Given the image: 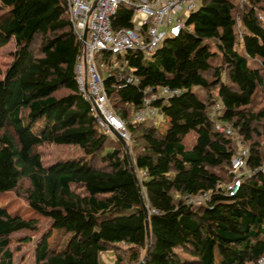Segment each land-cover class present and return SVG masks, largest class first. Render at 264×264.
I'll return each instance as SVG.
<instances>
[{
	"label": "trees",
	"instance_id": "1",
	"mask_svg": "<svg viewBox=\"0 0 264 264\" xmlns=\"http://www.w3.org/2000/svg\"><path fill=\"white\" fill-rule=\"evenodd\" d=\"M132 12L121 2L112 29L133 27ZM259 13L264 0H201L178 35L150 54L100 53L107 96L131 141L127 154L77 90L81 42L65 0H0V46L11 39L15 46L0 78V193L15 192L32 213L11 211L0 199V264H15L13 235L28 232L16 241L29 242L42 217L48 223L32 264H140L148 239L138 184L150 228L142 264H258L264 257ZM159 87L180 92L151 98ZM146 98L177 133L161 132L153 117L134 121ZM216 102L221 107L214 111ZM218 122L232 133L218 131ZM190 131L196 138L187 147L182 136ZM239 142L248 149L246 168L256 171L242 175L230 194ZM52 143L76 145L83 155L45 166L39 148Z\"/></svg>",
	"mask_w": 264,
	"mask_h": 264
},
{
	"label": "built area",
	"instance_id": "2",
	"mask_svg": "<svg viewBox=\"0 0 264 264\" xmlns=\"http://www.w3.org/2000/svg\"><path fill=\"white\" fill-rule=\"evenodd\" d=\"M65 2L73 31L81 42V50L74 64L77 90L89 103V109L99 127L110 134L111 129L118 131L126 142L131 144L125 122L115 113L107 96L97 56L103 50H108L112 54L127 50H140L150 54L167 36L178 35L185 20L179 13L182 11L189 14L199 6L201 0H65ZM121 2L128 3L133 8L131 19L133 27L112 29L111 18ZM174 13L177 16H174ZM258 18L264 23V13H259ZM127 80L132 79L129 77ZM179 92L180 90L176 88L159 87L150 97H167ZM149 98L144 100L142 108L135 114V122H141L156 114V110L149 105ZM220 107V103L216 102L213 110L216 111ZM216 128L229 135L232 133L227 124L218 122ZM247 154V146L239 142L238 150L230 160L229 173L233 174V180L226 186L230 194L236 193L242 175H250L256 171L246 168ZM257 170L264 173V162ZM203 197L204 193L191 200L199 201ZM258 264H264V257Z\"/></svg>",
	"mask_w": 264,
	"mask_h": 264
},
{
	"label": "rangeland",
	"instance_id": "3",
	"mask_svg": "<svg viewBox=\"0 0 264 264\" xmlns=\"http://www.w3.org/2000/svg\"><path fill=\"white\" fill-rule=\"evenodd\" d=\"M184 18L187 17L188 13H183L182 11L179 13ZM174 16H177L174 13ZM264 25V24H263ZM241 50L240 46L238 47ZM15 49L14 40H10L8 43L0 46V78H2L3 72L5 71L7 65L12 59V53ZM100 54L97 56V62L99 63ZM114 59V56L111 57ZM249 65L251 67L257 66L258 62L249 59ZM104 68L100 65V70ZM195 94L201 99L202 92L200 87L194 86L192 89ZM153 120L155 125L160 129L161 132H164L167 136H172V133L176 132V130H172L168 120L160 113L156 112L153 116ZM112 137H115L113 134H110ZM196 138V133L194 131H190L186 135L182 136V141L185 143L187 147H191L194 143ZM39 150L41 151V160L43 165L47 166L56 161L60 160H67L71 158H79V156L83 155V151L76 145H69V144H45L40 146ZM130 150V149H129ZM245 173V171H240V173ZM0 199L2 204H6L10 206L11 211H23L21 214L23 216H32L31 210L25 206V203L21 197L15 194V192H7V193H0ZM42 217V216H41ZM41 227L40 229L31 235L30 241L26 243L17 242L16 240L19 237H23L27 235L28 232H20V234L13 235V239L15 240L12 244V249L14 251V263L15 264H32L33 262V249L35 243L39 239V235L45 230L47 226V221L44 220V217L41 218ZM64 240L61 241L59 244L60 246H64ZM108 254V255H107ZM104 255V258L107 262L111 263L112 253L108 252Z\"/></svg>",
	"mask_w": 264,
	"mask_h": 264
},
{
	"label": "water",
	"instance_id": "4",
	"mask_svg": "<svg viewBox=\"0 0 264 264\" xmlns=\"http://www.w3.org/2000/svg\"><path fill=\"white\" fill-rule=\"evenodd\" d=\"M111 133L116 137L117 140H119L121 142V144L123 145L125 151L127 154H129V145L128 143L126 142L125 138L118 132V131H115V130H112L111 129ZM131 169L133 170V174L135 176V179L137 180L136 178V174L134 172V168L131 164ZM138 190H139V193H140V196H141V201H142V205H143V210H144V213H145V227H146V233H147V239H148V243H147V249L145 251V254H144V257L143 259L141 260L140 264H142L146 258V256L148 255L149 253V244H150V228H149V220H148V214H147V207L144 205L143 203V198H142V195H141V191H140V186L138 184Z\"/></svg>",
	"mask_w": 264,
	"mask_h": 264
}]
</instances>
